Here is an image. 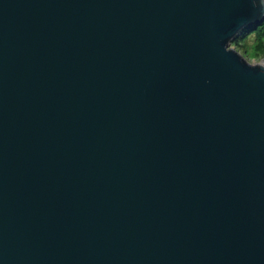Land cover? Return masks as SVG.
Instances as JSON below:
<instances>
[{
  "label": "water",
  "instance_id": "1",
  "mask_svg": "<svg viewBox=\"0 0 264 264\" xmlns=\"http://www.w3.org/2000/svg\"><path fill=\"white\" fill-rule=\"evenodd\" d=\"M264 0H0V264H264Z\"/></svg>",
  "mask_w": 264,
  "mask_h": 264
},
{
  "label": "rangeland",
  "instance_id": "2",
  "mask_svg": "<svg viewBox=\"0 0 264 264\" xmlns=\"http://www.w3.org/2000/svg\"><path fill=\"white\" fill-rule=\"evenodd\" d=\"M231 47L239 51L251 63L263 61L264 58V26L252 27L244 38L231 42Z\"/></svg>",
  "mask_w": 264,
  "mask_h": 264
},
{
  "label": "trees",
  "instance_id": "3",
  "mask_svg": "<svg viewBox=\"0 0 264 264\" xmlns=\"http://www.w3.org/2000/svg\"><path fill=\"white\" fill-rule=\"evenodd\" d=\"M258 26H264V20H263V22H261ZM258 26H255V27H258ZM252 28V27H251ZM250 28V29H251ZM250 29H248V30H250ZM244 33H247L246 31L244 32ZM244 36H245V34L244 35H240V36H238L234 41H236L237 39H239V38H244ZM233 41V42H234Z\"/></svg>",
  "mask_w": 264,
  "mask_h": 264
},
{
  "label": "built area",
  "instance_id": "4",
  "mask_svg": "<svg viewBox=\"0 0 264 264\" xmlns=\"http://www.w3.org/2000/svg\"><path fill=\"white\" fill-rule=\"evenodd\" d=\"M258 62L264 63V58H263V61L261 60V61H258Z\"/></svg>",
  "mask_w": 264,
  "mask_h": 264
}]
</instances>
